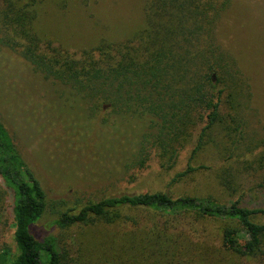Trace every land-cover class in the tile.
I'll list each match as a JSON object with an SVG mask.
<instances>
[{
    "label": "trees",
    "instance_id": "16d2710c",
    "mask_svg": "<svg viewBox=\"0 0 264 264\" xmlns=\"http://www.w3.org/2000/svg\"><path fill=\"white\" fill-rule=\"evenodd\" d=\"M40 1H2L0 51H13L45 79L69 88L100 125L124 118L141 122L135 165L144 168L155 156L163 170H172L194 132L189 165L173 181L200 169L191 162L209 143L225 161L262 148L245 144L246 80L217 42L218 23L232 0H148L145 25L132 38L103 41L80 54L54 47L37 33ZM259 152L252 167L248 160L241 163L261 176L264 147ZM0 185L12 206L15 245V253H0V264H61L55 239L41 246L34 233L48 208L47 193L1 120ZM242 191L228 204L163 192L121 194L66 212L55 225L105 224L108 264H264V223L255 220L264 216V182ZM193 213L197 219H189ZM199 218L238 228H226L217 238L199 228ZM234 238L239 242L228 247Z\"/></svg>",
    "mask_w": 264,
    "mask_h": 264
},
{
    "label": "rangeland",
    "instance_id": "374dc122",
    "mask_svg": "<svg viewBox=\"0 0 264 264\" xmlns=\"http://www.w3.org/2000/svg\"><path fill=\"white\" fill-rule=\"evenodd\" d=\"M147 2L41 0L35 27L44 41L80 54L103 41L120 43L132 38L145 25ZM218 25L217 42L236 60L247 84L248 94L242 100L245 144L263 148L264 0H232ZM77 98L66 86L35 72L18 54L0 51V120L47 193L48 208L34 233L41 246L47 239H55L61 264H108L109 247L104 248L102 240L108 228L105 224L69 229L55 225L62 214L78 212L90 202L121 194L163 192L174 198L212 197L228 204L242 190L264 182V174L253 173L241 163L248 160L247 166L252 167L262 148L240 160L225 161L212 143L191 162L199 170L173 181L189 165L198 132L193 133L172 170H163L155 156L140 168L134 162L143 124L124 118L100 125ZM0 189V253L5 248L15 253L13 210L8 194L1 185ZM194 214L189 219H197ZM104 218L110 219L108 215ZM255 220L264 223V216ZM195 222L215 237L226 228H238L221 220L199 218ZM238 242L234 238L226 244L231 247Z\"/></svg>",
    "mask_w": 264,
    "mask_h": 264
}]
</instances>
